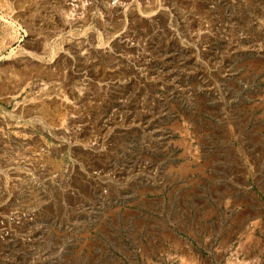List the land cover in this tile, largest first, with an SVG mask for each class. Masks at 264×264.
Segmentation results:
<instances>
[{
    "label": "rangeland",
    "instance_id": "374dc122",
    "mask_svg": "<svg viewBox=\"0 0 264 264\" xmlns=\"http://www.w3.org/2000/svg\"><path fill=\"white\" fill-rule=\"evenodd\" d=\"M72 1L0 0V264H264V0Z\"/></svg>",
    "mask_w": 264,
    "mask_h": 264
},
{
    "label": "bare ground",
    "instance_id": "6f19581e",
    "mask_svg": "<svg viewBox=\"0 0 264 264\" xmlns=\"http://www.w3.org/2000/svg\"><path fill=\"white\" fill-rule=\"evenodd\" d=\"M71 2H73L72 0H70ZM76 0H74V2H75ZM70 16H72V14H69ZM67 18V17H66ZM71 18V17H70ZM69 17L67 18V20H69L70 19ZM66 20V21H67ZM63 98V97H62ZM62 98H60V99H62ZM61 101V100H60ZM63 101V103L64 102H66V100L65 99H63L62 100ZM65 105V104H64ZM64 108V107H63ZM44 109V108H43ZM42 111V110H41ZM46 112V111H45ZM47 113V112H46ZM55 114H57V115H59V116H63V111L61 110V109H57L56 111H55Z\"/></svg>",
    "mask_w": 264,
    "mask_h": 264
}]
</instances>
